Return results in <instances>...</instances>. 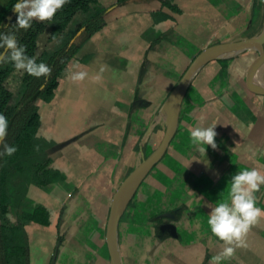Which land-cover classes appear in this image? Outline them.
<instances>
[{
  "label": "crops",
  "instance_id": "crops-1",
  "mask_svg": "<svg viewBox=\"0 0 264 264\" xmlns=\"http://www.w3.org/2000/svg\"><path fill=\"white\" fill-rule=\"evenodd\" d=\"M99 1L105 25L81 41L52 96L38 101L37 137L63 176L24 189L22 210H49L47 225L24 227L30 264H111L112 196L160 144L175 84L204 48L264 29V0H173L179 11L159 0ZM257 60L248 47L193 73L164 154L119 206L121 264H213L225 245L207 225L211 210L230 199L236 172L264 173V93L250 82ZM77 71L88 74L73 80ZM255 80L264 85V63ZM214 124L215 148L192 143V128ZM254 195L264 209V185ZM245 241L222 264H264V216Z\"/></svg>",
  "mask_w": 264,
  "mask_h": 264
},
{
  "label": "trees",
  "instance_id": "trees-1",
  "mask_svg": "<svg viewBox=\"0 0 264 264\" xmlns=\"http://www.w3.org/2000/svg\"><path fill=\"white\" fill-rule=\"evenodd\" d=\"M125 1L117 0V3ZM159 1L172 11H179L173 0ZM15 2L8 0L0 8V33H14L27 55L48 64L51 72L34 76L22 69V86L19 97L15 98L7 81L17 68L8 59L11 50L0 47V53L5 54L0 60V113L9 121L4 143L16 146L13 154L0 156V264H30L24 227L30 222L49 223V210L44 205L36 204L31 211L20 207L29 182L44 186L63 176L51 168V158L37 137L38 101L52 96L81 41L105 25L106 11L99 0H67L51 20L33 18L31 26L24 29L16 24ZM71 23L74 28H69ZM44 33L46 45L40 50L39 38ZM4 143H0V151Z\"/></svg>",
  "mask_w": 264,
  "mask_h": 264
},
{
  "label": "clouds",
  "instance_id": "clouds-1",
  "mask_svg": "<svg viewBox=\"0 0 264 264\" xmlns=\"http://www.w3.org/2000/svg\"><path fill=\"white\" fill-rule=\"evenodd\" d=\"M65 3L67 0H16L13 5L18 12L16 24L27 29L31 26L33 18L51 20L56 11ZM0 47L11 50L8 59L14 62L17 69L26 70L34 76L51 72V67L48 64L43 61L37 62L34 56L27 55L25 46L18 44L14 33H0ZM4 56V53H0V60H3ZM87 74L86 71H77L72 73L71 78L83 80ZM8 123L7 117L0 113V143H4ZM216 135L215 124L208 127H195L190 131L192 143L197 146L211 145L215 148ZM15 151L14 144L4 143L0 156L5 153L11 155ZM203 151L206 153V148ZM205 163H207L206 160ZM262 185H264V173L255 167L244 168L231 176L228 189L230 199L217 203L207 218V225L210 227L211 233L222 240L225 245L220 252L211 257L213 264H222L233 256L237 247L246 246L245 236L250 226L255 224L259 217L264 216V209L257 205L254 195Z\"/></svg>",
  "mask_w": 264,
  "mask_h": 264
},
{
  "label": "water",
  "instance_id": "water-1",
  "mask_svg": "<svg viewBox=\"0 0 264 264\" xmlns=\"http://www.w3.org/2000/svg\"><path fill=\"white\" fill-rule=\"evenodd\" d=\"M71 41H73V38ZM248 47H253L258 52V60L253 66L250 74L251 85L257 91L264 93V85L257 84L255 80V74L257 71H259L264 63V29L261 34L255 37L226 43H218L204 48L191 61L178 82L175 84L171 92V116L166 123L165 131L160 144L145 160H143L139 166L134 168L125 176L112 196L105 233V240L111 264H121L115 244V232L120 203L124 198L127 197L129 191L134 187V185L139 183L146 176V174L164 154L176 131L181 102L191 76L204 63Z\"/></svg>",
  "mask_w": 264,
  "mask_h": 264
},
{
  "label": "rangeland",
  "instance_id": "rangeland-1",
  "mask_svg": "<svg viewBox=\"0 0 264 264\" xmlns=\"http://www.w3.org/2000/svg\"><path fill=\"white\" fill-rule=\"evenodd\" d=\"M8 0H0V8H2L6 2ZM65 38H62V41L64 40ZM61 42V41H59ZM40 50H42L44 48V46L46 45V38H42L40 39ZM21 72H22V69H17L8 79L7 81V87L14 93V96L15 98H18L19 97V94H20V89H21Z\"/></svg>",
  "mask_w": 264,
  "mask_h": 264
},
{
  "label": "bare ground",
  "instance_id": "bare-ground-1",
  "mask_svg": "<svg viewBox=\"0 0 264 264\" xmlns=\"http://www.w3.org/2000/svg\"><path fill=\"white\" fill-rule=\"evenodd\" d=\"M125 199H126V198H124V199L121 201V203H120V204L124 203V202H125Z\"/></svg>",
  "mask_w": 264,
  "mask_h": 264
}]
</instances>
